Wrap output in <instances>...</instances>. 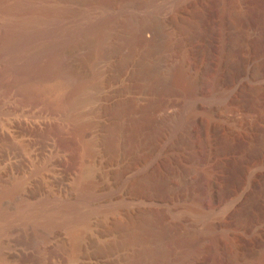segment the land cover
I'll list each match as a JSON object with an SVG mask.
<instances>
[{
    "label": "rangeland",
    "instance_id": "obj_1",
    "mask_svg": "<svg viewBox=\"0 0 264 264\" xmlns=\"http://www.w3.org/2000/svg\"><path fill=\"white\" fill-rule=\"evenodd\" d=\"M237 3L0 0V78L32 87L64 61L79 81L22 164L62 160L31 175L26 219L56 221L62 264H208L215 234L264 264V0ZM238 103L252 116L225 109Z\"/></svg>",
    "mask_w": 264,
    "mask_h": 264
},
{
    "label": "bare ground",
    "instance_id": "obj_2",
    "mask_svg": "<svg viewBox=\"0 0 264 264\" xmlns=\"http://www.w3.org/2000/svg\"><path fill=\"white\" fill-rule=\"evenodd\" d=\"M168 1L170 0H147V5L158 9L161 13L164 14V12L162 11L166 10L168 6ZM218 1L220 5L222 4L224 6V8L222 9L226 13V15L228 13L232 14L233 9H235L236 4H238L237 0H218ZM112 6H113L112 2L108 1L102 3L101 7L106 8ZM106 9L103 8L101 10H106ZM97 10L99 11L100 8ZM113 10L112 11L109 10L110 13L109 15L114 13ZM107 20H105L104 22L108 23ZM109 21L113 22V20H109ZM96 24L99 27V23ZM94 30L95 28L92 31L94 32ZM15 40L17 39H13V42H15ZM2 41L3 40L0 39L1 43ZM4 41L8 42V40H4ZM13 42H11V44ZM2 44L4 46V43ZM6 44L7 43H5V45ZM9 45L10 44H8V47L11 46ZM0 56H2V54H0ZM63 62L64 61L57 63L56 65H54V67L52 65L53 68L45 71L43 74L45 75L44 76L45 78L43 76L42 77L44 78L43 80L45 79L46 80L43 81L42 83L41 81H38L39 84L36 85L35 83L34 84L35 86H32L33 88L27 85L26 87H31V89L29 88L27 92L26 90H24L26 88L25 86L24 89L22 87L20 88V86L17 89L18 85L19 84L21 85L22 81H20V83H17L16 81L17 79H16L13 82L14 84H9L10 81L8 82L6 80L5 82V80L2 79L3 77L0 78V264H62L61 263L62 254L64 252L66 253L67 251L64 250L66 247L59 240L61 239V235H60L61 232L59 231V227L57 228V226L54 225L56 221L54 223L53 220V224L52 222H50L47 224L45 228L41 227L42 229H36V230L30 229L29 226L26 224L27 222L26 219L32 213L30 212V208L28 206V202L31 201L30 198L32 197L31 188L29 186L31 185L29 183V180L32 179L31 175H33L34 173L45 174V172L47 171L52 173V171L49 170H54L55 172L56 170H58L62 160L59 159V157L55 154L58 158L54 157L55 159L53 158V160L51 159L45 160L42 164H38L35 167L34 171L32 172L33 174H27L22 169L23 166L22 164L23 163L25 164L24 161H26V159L29 158L26 157L27 154L31 153L33 154V156L36 157L40 156L42 152V148L45 145V142L49 140L50 136L52 135V132L50 130V127L52 126L50 122L51 117L54 115L57 109L59 110V108L61 107L62 108L66 107L65 105L70 103L71 101L70 99L72 98L71 96L72 91L79 86V81L77 79V73L75 68H73L71 64L69 65L68 63L65 62L63 63ZM256 78H257V82L258 80L262 82L264 81V74L260 73V75H257ZM260 81L259 83H261ZM195 83H192L190 85L191 86L190 93L194 97L203 96L204 93L203 85L201 84V82L200 84L202 86H200L198 83H197L198 85L197 84L195 85ZM210 88H212V86H210ZM22 91L25 92L23 93ZM220 96L219 99L221 100ZM220 100L219 102L221 101L224 102V100L221 101ZM221 104L223 105V103ZM230 104H227V107L225 109H229V110L233 109L232 111L236 113L239 112L243 116H248L250 111H252L250 109H253L250 108V106L249 109L246 108L247 105L246 104L244 105L242 103H238L237 106H232ZM216 105L217 103L215 104V106ZM58 110L57 112H59ZM249 115L252 116L251 114ZM193 124L195 125L196 122H194ZM201 124L202 123H200V125ZM253 127H255V125ZM253 133L251 135H253ZM255 135L256 134H254V136ZM227 148L229 149L231 148V146L228 145ZM37 159L39 160V158ZM51 173L49 175H51ZM48 197L49 195L47 196V198ZM242 226L243 225L241 224V227ZM246 226L242 228V231L247 234L250 231H248V228ZM216 236L217 235L215 234V237H210L209 240L207 239V243L204 242L206 245L202 249V251L204 252V255H206L208 258V264H245L242 261L244 257H242L240 253L236 251L237 249L235 250V249L227 248L226 246L223 245L222 242L223 241L222 239L224 237L220 235L221 237H223L221 239L220 237H216ZM229 246L232 247L231 245ZM233 248L235 247L233 246Z\"/></svg>",
    "mask_w": 264,
    "mask_h": 264
}]
</instances>
